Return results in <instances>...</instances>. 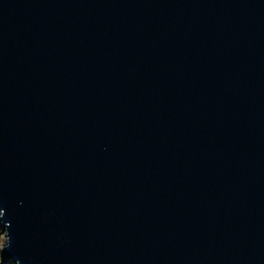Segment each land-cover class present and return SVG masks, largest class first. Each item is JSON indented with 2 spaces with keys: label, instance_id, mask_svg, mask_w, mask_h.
I'll list each match as a JSON object with an SVG mask.
<instances>
[{
  "label": "water",
  "instance_id": "1",
  "mask_svg": "<svg viewBox=\"0 0 264 264\" xmlns=\"http://www.w3.org/2000/svg\"><path fill=\"white\" fill-rule=\"evenodd\" d=\"M10 264H264V0H0Z\"/></svg>",
  "mask_w": 264,
  "mask_h": 264
},
{
  "label": "rangeland",
  "instance_id": "2",
  "mask_svg": "<svg viewBox=\"0 0 264 264\" xmlns=\"http://www.w3.org/2000/svg\"><path fill=\"white\" fill-rule=\"evenodd\" d=\"M5 239H6V234H5V232H3L2 226L0 224V249H1L2 245L5 242ZM0 264H10V261H8L6 263H2L1 260H0Z\"/></svg>",
  "mask_w": 264,
  "mask_h": 264
},
{
  "label": "trees",
  "instance_id": "3",
  "mask_svg": "<svg viewBox=\"0 0 264 264\" xmlns=\"http://www.w3.org/2000/svg\"><path fill=\"white\" fill-rule=\"evenodd\" d=\"M0 260H1V258H0Z\"/></svg>",
  "mask_w": 264,
  "mask_h": 264
}]
</instances>
